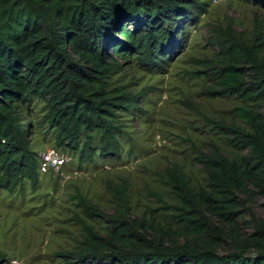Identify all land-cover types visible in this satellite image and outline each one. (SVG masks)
Masks as SVG:
<instances>
[{
  "label": "trees",
  "instance_id": "obj_1",
  "mask_svg": "<svg viewBox=\"0 0 264 264\" xmlns=\"http://www.w3.org/2000/svg\"><path fill=\"white\" fill-rule=\"evenodd\" d=\"M189 1L197 12L198 4ZM187 4L179 0H0V167L10 182L37 166L34 155L23 146L24 131L13 125V102L30 96L45 100L46 119L56 128L57 144L78 152L82 160L92 161L96 152L111 155L121 132L115 126L116 114L132 108L135 99L105 85L106 76L116 68V60L105 50L107 43L115 39L111 46L116 55L131 53L146 67H155L167 55L164 44L172 40L169 30L177 25V12L189 10ZM177 5L181 8L174 10ZM129 23L137 27L128 28ZM230 33L216 32L214 59L203 62V74L213 82L210 94L260 102L264 100L262 27L248 44L234 40ZM236 112L248 130L216 127L231 146L246 154L232 159L219 151L198 154L211 182L197 193L188 189L183 175L176 174L172 183L181 203L173 209L184 223L174 234L182 243L168 242L174 237L169 230L132 219L127 183L108 182L115 213L106 217V233L101 235L81 222L82 241L69 253L67 264H264V224L246 235L237 229L238 198L252 201L257 194L264 196V113L243 107ZM79 200L89 216H102L84 197ZM213 221L228 230L219 232ZM224 238L230 241V253L218 251ZM250 252L254 254L248 256Z\"/></svg>",
  "mask_w": 264,
  "mask_h": 264
},
{
  "label": "rangeland",
  "instance_id": "obj_2",
  "mask_svg": "<svg viewBox=\"0 0 264 264\" xmlns=\"http://www.w3.org/2000/svg\"><path fill=\"white\" fill-rule=\"evenodd\" d=\"M179 1L190 2V9L177 12V25L169 30L172 40L164 44L167 55L155 67H146L131 53L116 55L111 45L117 40L107 43L105 50L116 60V68L106 76L105 85L135 99L132 108L116 114L115 126L121 132L111 155L96 152L92 161L82 160L78 152L57 144L56 128L46 119L45 100L30 96L13 102L17 119L13 125L24 131L23 146L34 155L37 166L24 176L21 172L15 182L0 167V264H67L69 253L82 241L81 222L105 235L106 217L115 213L108 182L127 183L132 219L169 230L174 237L168 242L182 243L174 234L184 227L173 209L181 206L172 184L176 174L183 175L188 189L197 193L211 182L198 154L219 151L228 159L246 154L231 146L216 125L248 130L236 110L243 107L263 114L264 100L249 103L237 96L211 95L213 82L204 76L203 62L214 59L219 30L248 44L262 27L264 49V1L192 0L198 4L197 12L191 1ZM43 155L60 158L63 165L46 168ZM79 197L103 217L89 216ZM238 201L237 229L246 235L264 224V196L257 194L252 201L239 197ZM213 225L219 232L228 230L215 221ZM223 240L218 251L232 252L230 241Z\"/></svg>",
  "mask_w": 264,
  "mask_h": 264
},
{
  "label": "built area",
  "instance_id": "obj_3",
  "mask_svg": "<svg viewBox=\"0 0 264 264\" xmlns=\"http://www.w3.org/2000/svg\"><path fill=\"white\" fill-rule=\"evenodd\" d=\"M42 159L46 168H48L50 165H53L55 168H58L63 165V160H61L60 158L59 160H56V158H53L50 155H43Z\"/></svg>",
  "mask_w": 264,
  "mask_h": 264
}]
</instances>
